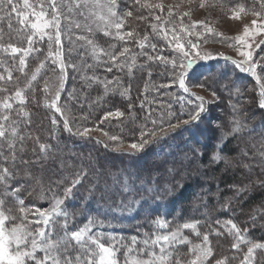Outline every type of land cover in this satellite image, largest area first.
Returning a JSON list of instances; mask_svg holds the SVG:
<instances>
[{"label": "trees", "instance_id": "obj_1", "mask_svg": "<svg viewBox=\"0 0 264 264\" xmlns=\"http://www.w3.org/2000/svg\"><path fill=\"white\" fill-rule=\"evenodd\" d=\"M32 2L35 3L36 0ZM219 2L230 8L236 3H242L245 5V10L255 6L251 4V0H219ZM135 18L139 23L136 15ZM133 21L135 24L136 21ZM9 23L12 24L11 31L8 27ZM61 25H64L63 22ZM0 29L4 33V40L0 42H12L17 46H26V37L30 35V32L27 28L21 30L15 18L11 22L7 19L0 20ZM34 40V46L40 51L33 52L27 58L28 67L24 73L17 70L18 57L14 59L9 53L0 51V74L7 76V71H12L11 81H0V88L9 89L8 93L0 92V98L14 94L17 87L24 88L31 73L41 61H44L46 72L37 81L31 82V88L25 90L28 99L24 108L29 112V117L20 118L22 134L31 133L33 136H40L42 142L58 143L61 155L69 161L72 167L63 170L57 168L54 174L43 173L42 182L39 185L33 184L29 191L23 194L24 206L29 211V221L39 218L35 215L36 210L52 208L54 198L62 191L58 184L71 178L72 171L79 166V161L90 159L98 166H103L99 167L100 172L106 170L115 172L124 169L140 172L145 176L149 173L157 176L163 172L162 161L181 157L185 152L191 155L190 149L196 147L204 155L188 166L181 176L176 177L180 187L175 188L174 194L166 197L159 207L155 201H149L148 207L143 210L137 207L135 210L118 214L112 210L108 202L100 199L99 193H96L93 199L88 197L83 189L67 198L62 207L69 214L70 219H74L75 227L83 226L91 218L96 222V227L92 229L94 233L123 236L126 241L132 236H137L142 241L145 234H164L170 229L180 227L182 233L188 236L192 243H199L200 239L195 236V233L190 229H183L182 224L194 221L203 222L206 217L208 221L220 219L223 222L226 219H233L241 228H251L250 217L254 216L256 227L249 235L254 240L264 237V219L261 218V211L264 210V188L253 187L250 183V180L255 179L259 172L264 171V160L261 159V153L264 152V119L257 107L260 82L250 72L236 67L233 61L237 59L229 54L216 55L213 56L214 59L201 61L197 66L200 74L205 73L201 77V83L207 79L208 83L213 84L212 88H208L207 84L203 88L209 90L211 94L218 87L214 80H220L223 72L227 75L220 80V84L234 82L236 86L217 92L218 108L209 109L213 118L208 119L207 112L206 118L201 123L198 122V127L189 124L179 128L171 133L165 142L152 145L143 153L121 147L117 151L116 147L111 146L101 137L90 136V138L82 139L73 133L77 130L82 131L84 127H98L103 130L107 129L109 134L118 137L122 142H135L140 135V130H146L145 125L147 128L152 127L148 120L149 115L157 123H160L161 119L176 123L175 117L188 119L189 104L183 103L181 97L177 99V95L182 96L187 93L183 89L178 90V84H174L166 74L169 66L162 60L147 59V56L162 54L165 57L166 47H170V43L167 45H165L166 41L160 43V39L156 40L153 35H149V40L142 39L145 45H156L155 50L149 47L147 50L139 49L136 52L129 48L130 54L123 62L128 65L134 58L140 68L133 72V76L128 74L122 76L126 68L118 71L113 66L111 73L104 71L107 61L104 53L108 51L118 53L123 47L131 46L132 41L125 43L116 37L103 36L102 39H98L99 46L93 52V49L85 48V44H77L78 39L69 40L61 35L63 59L67 65L65 89L63 88L61 99L58 102L64 113L61 116L47 106L59 87V83L57 84L61 76L59 67L53 64L51 59L45 60L48 51L47 37L41 41L37 36ZM196 44L199 46L201 43L197 41ZM56 48L57 46L53 45V51ZM261 50H264V44ZM92 77H99L101 80L107 78L109 81H113L116 77L120 80V84L116 85L113 81L109 87L115 90L105 92L103 84L91 79ZM45 83L48 85L47 92L44 91ZM129 85L134 86L132 90ZM188 87L192 90L200 88L193 87L192 84H188ZM125 89L128 90V94L122 95ZM196 94L198 95V92ZM129 103L131 108H129ZM14 107L19 110L20 106L15 104ZM117 109L125 115L104 119L106 112ZM3 111L0 108V112ZM53 117L58 122L56 125L51 123ZM29 119L31 124L26 123ZM64 119L68 120L73 133H69L63 127ZM234 120L245 125L239 134L230 131L234 127ZM50 133L54 136V140H50ZM222 135L223 139H221ZM233 136L235 138H232ZM247 140L251 143H246ZM105 144H108V147H105ZM214 145H219L222 149L219 152L222 159L211 162L210 154ZM28 146L31 147L30 142ZM185 162L187 164V160ZM232 164L235 165L234 168ZM157 169L159 172L156 171ZM99 178L98 175L93 177V179ZM246 186L247 191L240 194L237 200L236 190L244 189ZM226 201L231 202L228 211L220 207ZM157 207L158 211H153ZM157 218H166L168 225L166 227L156 225L154 221ZM30 227H35V225L30 224ZM206 227L207 225L198 226V230L203 233ZM221 231L223 236L219 240L212 238V243H219L221 247L218 251L224 255H239L231 249L232 237L228 235L227 230L221 229ZM137 246L143 247L142 244ZM190 248L191 244L177 245L181 259L187 258ZM123 253L124 249L118 253L121 262ZM257 256H260L259 250Z\"/></svg>", "mask_w": 264, "mask_h": 264}, {"label": "snow or ice", "instance_id": "obj_2", "mask_svg": "<svg viewBox=\"0 0 264 264\" xmlns=\"http://www.w3.org/2000/svg\"><path fill=\"white\" fill-rule=\"evenodd\" d=\"M134 4L148 8L150 12L153 9L164 10L163 4H152L148 3L147 0H143V2L142 0H134ZM251 4L255 6L248 10L253 16L259 17L260 22L253 20L251 26L245 25L242 35L234 38L241 46L240 56L244 59L233 61V63L243 71L250 72L260 82L257 107L262 114V119H264V77L257 72L259 69V73H264V62L254 60L253 52L248 50L251 48L249 38L264 32V0H258V2L251 0ZM128 7L126 0H36L35 3L32 0H0V20L7 19L11 22L15 18L21 30L27 28L30 32V35L26 37V46H17L16 43L12 42H0V51L9 53L14 59L18 57L17 70L24 73L28 67L27 58L33 52L40 51L34 46V38L38 36L43 41L47 37L48 51L45 60L51 59L53 64H57L61 76L54 97L50 103L47 101L46 103L48 107L54 109L56 114L63 116L62 107L58 104L67 72V65L62 52V20L67 21L65 30L71 31V28L68 27V24L73 23L71 17H82L86 22L84 27L88 33L93 31V24L97 28L103 25L104 35H115L117 39L127 43L134 39L133 31H123L126 20L133 15L131 10H127ZM230 11L232 18H239L241 13L245 11V5L236 3ZM188 15V13H184L179 17V23L182 26L181 31L191 34L190 29L197 24L207 29V25L203 21H191L188 25H184L183 17ZM168 16L172 17L171 7L168 9ZM139 19L144 20L145 17L140 15ZM154 19L162 23H171L170 20L161 21V17L158 15ZM74 26L77 29L82 27L79 22H75ZM8 27L11 31L12 24L9 23ZM151 27L153 30H158L157 24H152ZM164 31L166 34L167 30ZM171 31L173 40L169 43L177 40L175 35L177 29L172 27ZM78 39L85 40L89 45L93 44V41L88 40L86 36L78 37ZM3 40L4 33L0 29V41ZM144 40H147V36L144 37ZM53 45L57 46L55 51H53ZM259 46V44L256 45V47ZM140 47H144L143 42L140 43ZM149 47L155 50L156 45L152 44ZM175 47L181 51L179 58L168 61V58L163 56H147V59L170 62L173 83L178 84L179 88L194 98L192 102L195 106L192 111L187 113L188 119L175 117L176 123L163 119L157 123L149 115L148 120L152 127L147 128L145 125L146 130H140L139 142L130 145L131 149L136 152L143 153L150 146L165 142L171 133L186 125L192 124L198 127V122L201 123L206 118L208 108L214 106L211 101H206L204 96L197 95L188 87V84L200 88H204L205 84L208 88L213 87V84L208 83L207 79L201 83V77L205 73L200 74L197 66L201 61L211 60L214 57L207 52L200 54L192 51L196 45H190L189 50H184V46L177 42ZM95 51L96 47L93 46V52ZM129 54L130 49L128 47H123L118 53L105 52L107 61L104 71L111 73L113 66L118 71L127 68L128 65L123 61ZM220 55L223 56V54ZM132 64H135L134 58ZM44 66V61H41L31 73L24 88L17 87L14 94L0 98V108L4 110L0 112V264H264V237L254 240L249 235L256 227V217L254 216L250 217L251 228H241L233 219H226L223 222L220 219L208 221L207 217L203 222L183 223L182 228L192 230L195 236L200 239L199 243H192L189 237L182 233L180 227L170 229L164 234H145L142 241L137 236H132L126 241L123 236L116 237L99 232L94 233L92 229L96 227V222L91 218L83 226L75 227L74 219H70L69 214L62 207L67 198L79 193L81 189L93 199L96 193H99L100 199L108 202L112 210L118 214L135 210L137 207L143 210L148 207L149 201H155L159 207V204L166 197L174 194L175 188L180 187L176 177L181 176V173L188 166L204 155L196 147L190 149L191 155L185 152L181 157L162 161L163 172L157 176L151 173L145 176L143 173L124 169L115 172L111 170L100 172L99 167L103 166H98L90 159L79 161V166L72 171L71 178L62 184H58L62 191L54 198L52 208L50 210H36L35 215L39 218L29 221V211L24 206L23 194L27 193L33 184L39 185L42 182L43 173L54 174L57 168L63 170L72 167L69 161L61 155L58 143L42 142L40 136H33L31 133L22 134L20 118L29 117V112L24 108L28 99L25 90L32 87L31 82L37 80V76ZM73 69H75L74 65ZM226 75L227 73L223 72L220 80L224 79ZM91 79L103 84L105 92L115 90L109 87L113 81L116 85L120 84V80L116 77L113 78V81H109L107 78L101 80L99 77H92ZM4 80H12L11 70L7 71V76L0 74V81ZM220 80H214L218 86L212 92L214 100L219 99L217 92L221 89L229 90L236 87L234 82L221 85ZM44 91H48L47 83H45ZM0 92L8 93L9 89L0 88ZM121 94L127 95L128 90L125 89ZM15 104L20 106L19 110L14 107ZM129 108H131L130 103ZM124 115V112L117 109L106 112L104 119L118 118ZM26 123L31 124V120H27ZM51 123L53 125L58 123L55 117L51 118ZM233 124L234 127L230 131L235 134H239L245 127L242 122L235 120ZM63 127L69 133H73V128L69 126L67 119L63 120ZM90 131L89 128L84 127L82 131L77 130L73 134L82 139L90 138ZM221 139H223V135ZM50 140H54L51 133ZM109 140L118 142V137L111 136ZM29 142L31 147L28 146ZM104 146L108 147V144ZM116 150H120L119 143ZM220 151L222 149L219 148V145L213 146V151L210 154L211 162L222 159L219 154ZM261 159L264 160V152L261 153ZM156 171L159 172V169ZM97 175L100 178L93 179ZM250 183L253 187L264 188V171L259 172L255 179L250 180ZM236 191L238 193L236 199L239 200V195L247 191V186ZM230 203L226 201L221 204V209L228 211ZM158 207L153 211H158ZM261 218L264 219V210L261 211ZM154 223L161 227L168 225L166 218H157ZM30 224H34L35 227H30ZM205 225L207 227L201 233L198 226ZM221 229H226L228 235L232 237L231 249L239 255H224L218 251L221 245L212 243V238L219 240L223 236ZM139 244H142L143 247H138ZM188 244H191V248L187 253V258L181 259L177 245ZM121 249H124L122 262L118 256ZM258 250L259 257L257 256Z\"/></svg>", "mask_w": 264, "mask_h": 264}, {"label": "rangeland", "instance_id": "obj_3", "mask_svg": "<svg viewBox=\"0 0 264 264\" xmlns=\"http://www.w3.org/2000/svg\"><path fill=\"white\" fill-rule=\"evenodd\" d=\"M128 4V9L133 12L132 17H129L126 20L125 28L123 31H133L134 33V39L131 40V46L127 45L128 48L134 49L136 52L141 50H147L149 49L148 45L144 44V47H140L141 41L144 39L145 36H147V40H149V35H153L156 40L160 39V43L163 41H166L165 45L169 43V41L173 40V33L171 31L172 27H175L177 29L175 35L177 37V40L170 43V47H166V54L165 57L168 58V61H171L172 59L179 58L181 56V51L175 47V43H180L184 46V50H189L190 45H196L192 51L199 52L200 54H204L205 52L210 53L212 56L220 55V54H229L234 59H237V61H242L244 57L240 56V50L241 46L238 41H236L234 38L242 35L244 31L245 25L251 26V22L253 20H257V22H260L259 17H255L252 15V13L249 10H245L243 13H241L239 18H232V12L230 11V7H225L222 3L219 2V0H147L148 3L156 4L161 3L164 5V10L160 11L158 9H153L151 12L148 8L141 7L134 4V0H126ZM143 2V0H142ZM171 7L172 11V17L168 16V9ZM184 13H188V16H184V25H188L191 21H203L204 24L207 25V29L204 28L202 25L197 24L195 27L190 29L191 34H187L183 31H181V24L179 23V17L183 15ZM135 15L137 18H139L140 15L144 16V20L139 19L136 21ZM160 16L161 21H171V23H162L158 22L154 19L155 16ZM71 20L73 23L68 24V27L71 28V31L65 30V24L67 21H63L64 25H61L62 33L61 35H64L66 38L71 39H78V37L86 36L88 40L93 41L92 45H89L85 40L78 39V43L80 45L85 44V48L93 49V46L96 48L99 46V40L102 39V37L107 35L103 34V25H101L99 28L95 26V24L92 25L93 31L91 33H88L85 30V21L82 17L79 16H73L71 17ZM136 23L134 24V21ZM65 22V23H64ZM75 22H79L82 27L77 29L75 28L74 24ZM157 24L158 30H153L151 25ZM130 30H128V28ZM208 29H211V31H208ZM166 34H165V31ZM70 34V35H69ZM112 38L115 37V35L110 36ZM145 41V40H144ZM200 41V45L197 46L196 42ZM261 41H264V32L255 34L254 36H251L249 38V43L251 44V48L248 49L249 51L253 52V59L254 60H260L261 62H264V50H261V46L264 43H261ZM259 44V47H256V45ZM163 55V54H162ZM160 55V56H162ZM156 56V55H155ZM161 61V60H159ZM163 61V60H162ZM72 62V61H71ZM165 62V61H163ZM169 69L167 71V75L170 77L171 80H173V72L171 70V63L165 62ZM71 67V65H70ZM130 68V71H129ZM140 68L138 66V63L135 62V64H132V61L128 64V67L125 69V72L122 74V76H125L128 74L129 76H133V72ZM46 72V69H41V72L37 76V80L42 77V75ZM257 72L259 73V69H257ZM262 77H264V73H259ZM123 78V77H122ZM141 79V78H140ZM36 80V81H37ZM60 83V80H57V84ZM187 83V82H186ZM134 86H131L130 90L133 89ZM178 90L181 91V88H178ZM192 92L197 93L198 95H202L205 97L206 101H211L216 109L218 108L217 100H214L212 94L207 89L199 88L196 90L190 89ZM181 97V101L185 104H189L188 111H191L192 107L195 106V104L192 102L194 101V98L189 95V93L182 94V96L177 95V99ZM207 107V105H206ZM211 108V107H210ZM208 108V119L213 118ZM114 118V117H110ZM91 131L89 133V136H95V137H101L105 139L111 146L121 147L122 149H131L130 145L132 143H138L140 140V135L136 138L135 142H122L118 139L117 141H110L109 137L113 136L112 134H109L106 130H103L98 127H91L89 128ZM107 134V135H105ZM246 143L250 144L249 140L246 141ZM240 164V162H239ZM234 166L235 165H231Z\"/></svg>", "mask_w": 264, "mask_h": 264}]
</instances>
